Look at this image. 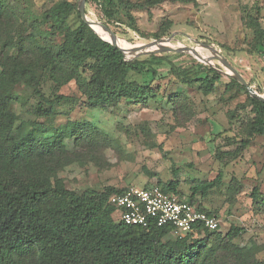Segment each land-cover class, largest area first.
I'll list each match as a JSON object with an SVG mask.
<instances>
[{
  "label": "trees",
  "instance_id": "1",
  "mask_svg": "<svg viewBox=\"0 0 264 264\" xmlns=\"http://www.w3.org/2000/svg\"><path fill=\"white\" fill-rule=\"evenodd\" d=\"M163 1L97 0L108 20L118 7L124 10L135 30L131 9H147ZM74 10L79 23L71 27L67 19ZM252 20L254 48L261 52L264 29ZM173 55L151 53L126 59L118 47L83 22L75 3L68 0H49L41 10L34 9L30 0H0V264H264L254 244L242 245L236 240L243 232L241 227L231 225L223 234L219 228L211 231L196 225L183 236L171 237L168 226L117 222L108 198L124 188L77 193L58 176L59 169L74 160L67 138L74 139L75 146L100 149L111 141L107 132L95 123L79 120L46 133L35 121L18 122L12 108L19 99L15 91L19 84L47 101L40 90L44 72L56 87L74 81L89 110L108 111L123 101L148 104L158 95L159 89L152 84L160 78L159 68L167 67L177 83L167 103L174 112H191L190 96L182 87L208 95L216 90L221 74L200 62L178 66L171 60ZM232 85L244 90L246 103L236 106L248 105L250 115L242 121L239 134L230 137L236 147L218 150L217 159L236 158L254 136L264 135V102L250 96L234 78L226 87ZM66 98L58 95L54 101ZM53 110V105L43 107L39 102L35 114L47 117ZM229 112L231 120L239 119L236 111ZM178 173L173 166V177L158 178L155 184L181 197ZM187 180L192 203L196 195L207 196L223 184L222 173L213 179L190 176ZM240 188L233 178L229 196ZM255 190L253 200L258 197ZM262 204L264 207V201Z\"/></svg>",
  "mask_w": 264,
  "mask_h": 264
},
{
  "label": "rangeland",
  "instance_id": "2",
  "mask_svg": "<svg viewBox=\"0 0 264 264\" xmlns=\"http://www.w3.org/2000/svg\"><path fill=\"white\" fill-rule=\"evenodd\" d=\"M30 1L34 9L41 10L49 0ZM68 1L78 7L79 0ZM85 13L95 28L102 29L96 21L106 24L117 38L132 46L172 35L169 44L166 43L168 46L193 47L208 57L216 50L252 88L258 93L264 92V44L263 52L254 48L256 33L252 20L256 19L264 29V5L260 0H165L147 9H131L136 30L129 14L120 7L112 20H108L97 0H85ZM78 23L79 16L74 10L68 16L67 24L75 27ZM54 30L61 34L58 27ZM161 53L165 52H156ZM166 53L174 54L171 60L178 66L187 67L200 62L221 74L216 90L208 95L182 87L190 96L191 112H174L167 103V96L177 86L167 67L159 68L160 78L152 84L153 88L159 89L158 95L148 104L123 101L108 111L89 110L74 81L56 87L44 72L40 90L47 101H41L32 89L19 84L15 88L19 99L12 108L18 122L35 121L46 129V133H50L53 127L79 120L95 123L107 132L111 141L100 149L75 146L74 139H66L67 149L73 151L74 160L61 167L58 176L67 188L77 193L87 189L102 191L106 187L122 189L131 185L155 184L158 178H172L174 166L179 169L181 198L188 200V177L213 179L222 173L223 184L212 189L205 198L197 196L193 204L200 202L201 207L211 211L219 219V231L223 234L231 225L241 227L243 232L236 240L242 245L254 244L257 257L264 260V135L254 136L236 158L217 159L215 156L218 150L228 151L236 147L230 137L239 134L242 121L250 115L248 105L242 109L236 106L246 103L245 92L235 85L226 87L233 77L224 73L227 69L217 58H211V64H208L189 53ZM146 55L149 54L127 57ZM58 95L67 98L55 102ZM39 102L43 107L53 105L50 116L35 114ZM229 111H236L239 119L231 120ZM233 178L241 188L229 196L228 186ZM253 189L258 195L255 200L251 195Z\"/></svg>",
  "mask_w": 264,
  "mask_h": 264
},
{
  "label": "built area",
  "instance_id": "3",
  "mask_svg": "<svg viewBox=\"0 0 264 264\" xmlns=\"http://www.w3.org/2000/svg\"><path fill=\"white\" fill-rule=\"evenodd\" d=\"M261 1L264 5V0ZM108 202L114 208V219L126 225L168 226L171 234L176 236L185 235L196 225L211 231L219 228V219L214 214L207 213L178 194L164 191L157 184L127 186L112 193Z\"/></svg>",
  "mask_w": 264,
  "mask_h": 264
},
{
  "label": "water",
  "instance_id": "4",
  "mask_svg": "<svg viewBox=\"0 0 264 264\" xmlns=\"http://www.w3.org/2000/svg\"><path fill=\"white\" fill-rule=\"evenodd\" d=\"M78 11L80 13L81 19L83 20L84 23H86L89 27L92 28V30L99 35V33L97 31H95V29L92 27V25L94 24V22L90 21L87 18V15L85 13V0H79L78 2ZM102 29L103 31H105L106 33H108L109 35V39H105L107 41H109L113 46L118 47L120 49V51L124 54L126 59H132V58H128L127 57V53L130 54H151V53H156V52H177V53H189L192 56H194L195 58L204 61L208 64H211V58H217L221 61L222 65L227 69V71H224L225 74L233 77L234 79H236L241 85H243L246 90L248 91L249 95L257 98L258 100L264 102V95H262L261 93H258L254 88L251 87V85L244 79V77L231 65V63H229L223 56H221L216 50L214 51L215 54L213 56H203L201 54H199L197 52V50L193 47H187V46H178V47H173V46H168L165 45L164 42L165 41H169L170 39H172V35L166 39H157V40H153L147 44L144 45H140V46H134L131 47L129 49H123L121 48L118 44H117V37L115 36V34L111 31V29L106 25L103 24L99 21H96ZM151 46H156V49H149V47ZM136 56H134L133 58H136Z\"/></svg>",
  "mask_w": 264,
  "mask_h": 264
},
{
  "label": "bare ground",
  "instance_id": "5",
  "mask_svg": "<svg viewBox=\"0 0 264 264\" xmlns=\"http://www.w3.org/2000/svg\"><path fill=\"white\" fill-rule=\"evenodd\" d=\"M92 27L95 29V31H97L100 35H102L104 38H106V39H109V35H108V33H106L105 31H103L102 29H100V28H95L93 25H92ZM116 41H117V44L121 47V48H123V49H129V48H131V47H134V46H132L131 44H129V43H125V42H123V41H121L119 38H117L116 39ZM166 43H168L169 44V42L168 41H165L164 42V44L166 45ZM140 45H144V44H137V45H135V46H140ZM170 46H172V45H170ZM185 46V45H184ZM149 49H156V46H151V47H149ZM127 55H129L128 53H127Z\"/></svg>",
  "mask_w": 264,
  "mask_h": 264
},
{
  "label": "crops",
  "instance_id": "6",
  "mask_svg": "<svg viewBox=\"0 0 264 264\" xmlns=\"http://www.w3.org/2000/svg\"><path fill=\"white\" fill-rule=\"evenodd\" d=\"M260 2H261V4H262V1L260 0ZM190 192V191H189ZM189 195V194H188ZM197 196H199V195H196V198H197ZM201 197V196H200ZM206 196H204V197H201V198H205ZM200 203V202H199ZM197 204V205H199L200 206V204ZM201 207V206H200ZM201 208H203V207H201Z\"/></svg>",
  "mask_w": 264,
  "mask_h": 264
}]
</instances>
